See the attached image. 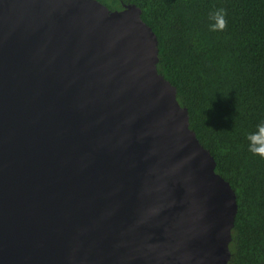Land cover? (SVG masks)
Here are the masks:
<instances>
[{
	"label": "water",
	"instance_id": "water-1",
	"mask_svg": "<svg viewBox=\"0 0 264 264\" xmlns=\"http://www.w3.org/2000/svg\"><path fill=\"white\" fill-rule=\"evenodd\" d=\"M158 51L135 3L0 0V264H228L237 194Z\"/></svg>",
	"mask_w": 264,
	"mask_h": 264
},
{
	"label": "trees",
	"instance_id": "trees-1",
	"mask_svg": "<svg viewBox=\"0 0 264 264\" xmlns=\"http://www.w3.org/2000/svg\"><path fill=\"white\" fill-rule=\"evenodd\" d=\"M135 3L158 38V70L237 194L228 264H264V157L248 136L264 121V0H99ZM226 9L213 31L208 14Z\"/></svg>",
	"mask_w": 264,
	"mask_h": 264
},
{
	"label": "clouds",
	"instance_id": "clouds-1",
	"mask_svg": "<svg viewBox=\"0 0 264 264\" xmlns=\"http://www.w3.org/2000/svg\"><path fill=\"white\" fill-rule=\"evenodd\" d=\"M226 9L223 7L214 8L209 12L208 18L211 21L209 27L211 30H223L226 27ZM248 150L254 154L264 157V121L257 125V130L248 136Z\"/></svg>",
	"mask_w": 264,
	"mask_h": 264
},
{
	"label": "bare ground",
	"instance_id": "bare-ground-1",
	"mask_svg": "<svg viewBox=\"0 0 264 264\" xmlns=\"http://www.w3.org/2000/svg\"><path fill=\"white\" fill-rule=\"evenodd\" d=\"M32 43L34 44L33 48L30 50L32 53L27 52V50H21V51H23L25 53H23L20 56H18V58H14V59L6 61L5 64L7 65V67L11 68L13 66V64L22 63V62L28 63L30 65H38V64H40V61L42 60V58L45 55H44L43 52H41L39 50L38 46H40L41 44H44L45 41L33 40ZM80 94L81 93H78V92L74 91V95L77 98V100H78V97L80 96ZM93 106H94L95 109H101V102L97 100V101L93 102ZM32 122H34V121H32Z\"/></svg>",
	"mask_w": 264,
	"mask_h": 264
}]
</instances>
